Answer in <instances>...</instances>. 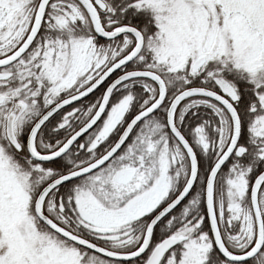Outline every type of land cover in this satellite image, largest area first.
I'll list each match as a JSON object with an SVG mask.
<instances>
[{
	"label": "snow or ice",
	"instance_id": "snow-or-ice-1",
	"mask_svg": "<svg viewBox=\"0 0 264 264\" xmlns=\"http://www.w3.org/2000/svg\"><path fill=\"white\" fill-rule=\"evenodd\" d=\"M0 264H264V0H0Z\"/></svg>",
	"mask_w": 264,
	"mask_h": 264
}]
</instances>
